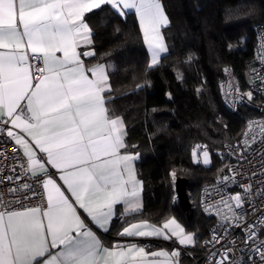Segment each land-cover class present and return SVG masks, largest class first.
<instances>
[{
  "label": "snow or ice",
  "instance_id": "6c2138e0",
  "mask_svg": "<svg viewBox=\"0 0 264 264\" xmlns=\"http://www.w3.org/2000/svg\"><path fill=\"white\" fill-rule=\"evenodd\" d=\"M105 5L122 17L127 14L125 10L135 11L150 52L148 66H156L167 52L160 30L169 23L160 0H0V132L6 131L23 149L26 167H21L41 185L46 199V207L0 208V264H159L149 257L179 256V251L146 252L134 243L106 247L86 222L90 220L107 232L115 205L123 204L124 214L142 209V182L134 169L139 153L121 151L128 148L123 120L110 115L106 107L105 93L111 90L107 66L86 68L81 56L94 53L77 50L92 43V29L84 15ZM257 59L264 65V35ZM224 71L231 77L228 68ZM253 72L257 74L249 83L259 80L264 91V75L257 69ZM233 94V102L253 99V91L242 93L234 78L227 82L225 96ZM9 124L31 136L34 143L14 134ZM243 136L246 146L256 143L257 136L264 142V120L249 121ZM34 147L44 155H37ZM201 147L193 148L194 159ZM203 147L202 162L207 165L209 152ZM49 166L60 173L63 185L53 179ZM170 175L175 179V171ZM229 181L234 182L235 176L224 175L219 183ZM64 186L74 201L65 194ZM241 187L245 194L252 190L251 184ZM30 189L31 184L24 183L10 191H21L28 199ZM244 203V195L236 193L206 205V210L215 207L219 214L223 204L231 214L224 215L222 226L239 227L237 222L244 217L236 209ZM77 206L86 217L82 218ZM118 235L164 240L175 237L183 246L197 242L195 234L187 233L174 217L162 227L147 220L129 223ZM257 239L255 225H248L243 243ZM213 242L220 243V237L214 234L204 243ZM254 250L264 262V240ZM229 252L231 249L220 253L216 264L229 261ZM173 264H178V259Z\"/></svg>",
  "mask_w": 264,
  "mask_h": 264
},
{
  "label": "trees",
  "instance_id": "16d2710c",
  "mask_svg": "<svg viewBox=\"0 0 264 264\" xmlns=\"http://www.w3.org/2000/svg\"><path fill=\"white\" fill-rule=\"evenodd\" d=\"M160 2L169 21L162 29L167 52L151 68L134 11L122 17L105 5L84 15L92 29L94 53L85 60L108 66L107 107L123 120L126 150L139 153L135 168L142 182V209L115 219L108 236L133 221L160 224L174 217L195 234L192 254L199 257L213 226L200 209L201 186L224 174L226 162L215 150L236 142L245 118L254 114L245 105L235 112L225 107L220 87L224 69L247 87L246 71L257 63L255 26L264 24V0ZM199 142L208 148L209 166L192 161ZM170 171L185 177L187 190L195 194H188L190 218L174 199Z\"/></svg>",
  "mask_w": 264,
  "mask_h": 264
},
{
  "label": "built area",
  "instance_id": "2783aa9c",
  "mask_svg": "<svg viewBox=\"0 0 264 264\" xmlns=\"http://www.w3.org/2000/svg\"><path fill=\"white\" fill-rule=\"evenodd\" d=\"M255 31L257 35L258 56L260 52V38L264 35V24L256 25ZM253 69L259 70V74L264 75V65H261L257 59V63L246 71L247 87L245 88L241 87L239 80L232 72L231 77L226 73L221 82V99L230 112H235L240 105H245L252 109L254 114L245 118L240 137L236 142L225 144L215 150V154L226 162L225 172L217 180L201 186L199 194L200 209L205 216L212 218L213 226L208 229L206 238L202 242L203 250L199 257L188 254L181 247L182 251L188 254L192 264H216V261L220 259V253H223L225 249H231V252L228 253L230 259L229 261H225V264H231V262H236V264H264L261 261L260 255L254 250L259 241L264 240V231L261 230V225L264 223V142H261L259 136H257V142L252 143L250 146L242 143L244 139L243 133L247 128L248 122L252 120H264V91L260 90V81L257 80L254 84L249 83V80L257 74L253 72ZM233 78L234 82L239 85L242 93L250 90L253 91V99L251 101L245 97L233 102L235 94L229 97L225 96L227 82ZM8 127L12 128L14 134L19 133L11 124ZM256 131L258 132V129ZM197 145L202 146L198 149L201 155L204 150L203 146H206V144L199 142L195 143L194 147ZM38 155L43 156L44 154L39 153ZM22 164L26 167V159L22 155L20 147L16 145L13 138L7 136L6 131L0 132V208H3L5 205L9 208H20L21 205L45 206V198L41 185L35 181L31 173L26 174L25 167H21ZM49 172L53 174L50 167ZM224 175H234L235 181L223 184L219 183ZM8 177H12V179L9 180ZM17 177H20V179L17 180ZM24 183L31 184V189L27 193L28 199H24L25 193L21 191H16L15 193L10 191V189L19 188ZM248 184L252 185V190L245 194L241 185ZM33 192L36 195L33 196ZM236 193H241L245 198L244 206L236 209L244 219L237 222L240 224L239 227H235L234 224L231 227L227 225L222 226L224 215L231 214L229 209L221 204L219 205L220 213L218 214L215 207L206 210V205L215 204L222 196L227 197ZM248 225H255L258 239L249 241L245 245L243 241L248 233ZM225 227H227V231H225ZM214 234L220 237V243L213 242L205 245L204 242L210 241Z\"/></svg>",
  "mask_w": 264,
  "mask_h": 264
},
{
  "label": "crops",
  "instance_id": "0c3cea01",
  "mask_svg": "<svg viewBox=\"0 0 264 264\" xmlns=\"http://www.w3.org/2000/svg\"><path fill=\"white\" fill-rule=\"evenodd\" d=\"M161 3V2H160ZM162 5V4H161ZM164 10V9H163ZM126 12H130V11H134V10H125ZM135 12V11H134ZM166 14V13H165ZM138 19V18H137ZM139 23V22H138ZM164 27L161 28V34H162V29ZM163 36V35H162ZM164 39V38H163ZM165 43V41H164ZM166 45V43H165ZM146 46V45H145ZM146 49H147V52H148V57H149V63H150V52H149V49L148 47L146 46ZM79 52H86V51H92L91 49V45H88V46H81L80 48L77 49ZM93 52V51H92ZM91 56V55H90ZM89 56H81V59L82 61L84 62V65L86 68H92L98 64H103V63H89L87 62L85 59L88 58ZM103 65H106V64H103ZM107 66V65H106ZM107 71H108V66H107ZM35 83V81H34ZM22 104H26V100L25 101H22L21 102ZM106 107H107V104H106ZM108 108V107H107ZM109 110V109H108ZM110 113V112H109ZM110 115H112L110 113ZM115 117V115H112ZM14 127V126H13ZM125 127V126H124ZM16 128V127H14ZM19 133H17V135H22L24 136V138L26 140L29 141L30 144H33V138L31 136H29L27 133H24L22 132V130L20 128H16ZM126 131V130H125ZM14 139V138H13ZM15 140V139H14ZM19 146V145H18ZM20 147V146H19ZM21 149V153L22 155L24 156L23 154V149L20 147ZM34 151L35 153L38 155L40 152H39V149L37 147H34ZM122 152L124 151H127V152H130V153H134V152H131V151H128V150H121ZM202 156V155H201ZM26 159V158H25ZM136 162V161H135ZM135 162H134V169H135V175H136V178L140 180V178L138 177L137 173H136V168H135ZM51 168V166H49ZM52 171H53V179L56 180V182L58 184H61L63 185V181L59 179V176H60V173L54 169V168H51ZM63 190L65 191V194L67 196H69V198L71 200L74 201V198L71 196V193L67 191V188L66 186H64ZM140 200H141V203H142V192L140 193ZM46 207V199H45V206ZM78 208V206H77ZM78 212L81 214L82 218L86 217V213L83 212V209H79L78 208ZM129 214H132V213H129ZM129 214H124V205L123 204H117L114 206V215H113V218L109 224V230L107 232L103 231L102 229L98 228L96 225L92 224L90 220L86 221L89 223V226L92 228V230L96 233L97 237L100 239L101 243L106 246V247H109L111 248L113 246V244L115 243H119V244H137L138 246H142L145 248V251L146 252H152V251H160V250H164V251H167L168 253H171L173 251H179V256L178 258H172L171 256L169 257H157V258H151L149 257V259H156L159 264H173V261L177 260L178 259V264H192L191 261H190V258L188 256V254H192V248L194 245H188V246H183V245H180L177 241V239L175 237H173L171 240H164L162 238H158V237H126V236H120L118 235V233L120 231H122L123 227L127 226L128 224H125L124 226H122L117 233H115L113 235V237H109L108 236V232L110 231L111 229V226H112V222L115 220V219H118V218H121L123 216H127ZM173 217H170L168 219H171ZM166 219V220H168ZM176 219V218H175ZM164 220L163 222H161L160 224H154L150 221L149 224L150 225H156L157 227H162L163 226V223L166 221ZM177 220V219H176ZM140 221H143V220H139V221H133V222H130V223H138ZM177 222L185 229L184 225L177 220ZM185 231L187 233H192L188 230L185 229ZM110 238L112 239L113 241L111 243L107 242V238ZM154 242V245L152 244ZM182 248H184L187 253H185L184 251H182ZM42 264V262H41Z\"/></svg>",
  "mask_w": 264,
  "mask_h": 264
},
{
  "label": "water",
  "instance_id": "95a60500",
  "mask_svg": "<svg viewBox=\"0 0 264 264\" xmlns=\"http://www.w3.org/2000/svg\"><path fill=\"white\" fill-rule=\"evenodd\" d=\"M188 181L185 177H175L173 179L174 199L178 202L179 207L184 211L187 218L193 213L192 205L187 193Z\"/></svg>",
  "mask_w": 264,
  "mask_h": 264
},
{
  "label": "rangeland",
  "instance_id": "374dc122",
  "mask_svg": "<svg viewBox=\"0 0 264 264\" xmlns=\"http://www.w3.org/2000/svg\"><path fill=\"white\" fill-rule=\"evenodd\" d=\"M165 13V12H164ZM167 16V15H166ZM191 158H192V161L194 162V163H198V162H196V159H198L199 161H201L200 163L201 164H203L204 166H209L210 164H211V156H210V154H209V158H210V163L209 164H207V165H205L203 162H202V160H203V156H201V158H200V155L198 154L197 155V157H196V159H194V157H193V152H192V156H191ZM202 159V160H201ZM170 173H172V171H170ZM171 176V175H170ZM171 179H172V181H173V177L171 176ZM187 192H188V194H190L191 196V198H193L194 196H195V194L191 191V190H187ZM194 195V196H193Z\"/></svg>",
  "mask_w": 264,
  "mask_h": 264
}]
</instances>
